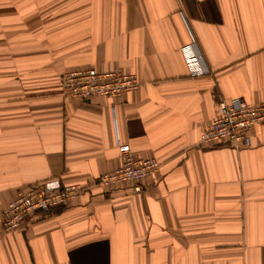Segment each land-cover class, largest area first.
Here are the masks:
<instances>
[{
	"label": "crops",
	"instance_id": "0c3cea01",
	"mask_svg": "<svg viewBox=\"0 0 264 264\" xmlns=\"http://www.w3.org/2000/svg\"><path fill=\"white\" fill-rule=\"evenodd\" d=\"M88 67L140 84L65 97L61 74ZM237 97L264 100V0H0V264H264V126L239 149L200 141ZM125 143L159 162L141 192L92 187L2 229L16 192L91 184Z\"/></svg>",
	"mask_w": 264,
	"mask_h": 264
},
{
	"label": "built area",
	"instance_id": "2783aa9c",
	"mask_svg": "<svg viewBox=\"0 0 264 264\" xmlns=\"http://www.w3.org/2000/svg\"><path fill=\"white\" fill-rule=\"evenodd\" d=\"M201 1V0H197ZM183 53L192 75L204 74L206 69L190 44ZM62 93L67 98L90 100L96 97L118 98L137 88V74L120 69L99 71L93 67L70 70L61 74ZM264 126V100L248 102L242 98L219 100L215 117L204 128L201 144L206 146L230 145L236 149L251 144L250 131ZM121 164L105 172L91 184H63L58 179L44 180L16 192L3 209L1 226L6 232L19 228L33 215H46L56 206H64L78 199L92 187L108 188L129 183L139 193L143 182L159 167L154 158L135 157L130 147L119 145Z\"/></svg>",
	"mask_w": 264,
	"mask_h": 264
}]
</instances>
